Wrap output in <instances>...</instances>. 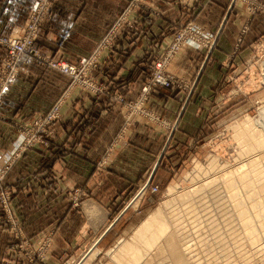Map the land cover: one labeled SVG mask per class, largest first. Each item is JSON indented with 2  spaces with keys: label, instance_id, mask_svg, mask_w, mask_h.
<instances>
[{
  "label": "rangeland",
  "instance_id": "obj_1",
  "mask_svg": "<svg viewBox=\"0 0 264 264\" xmlns=\"http://www.w3.org/2000/svg\"><path fill=\"white\" fill-rule=\"evenodd\" d=\"M39 1L35 0L27 12L21 32L12 36L0 32V105L18 75L19 62L24 56L32 57L37 65L56 70L67 79L48 109L28 122L13 121L17 128L11 141L14 147L0 163V225L8 226L15 241L13 249L23 252L32 264L45 261L58 229L53 223L54 216L60 211L62 215L70 211L78 218L67 225L68 231L63 230L67 234L63 235L69 240V236L74 237L75 245L52 255L60 259V264H178L170 256L167 241L160 240L145 248L143 242L133 239L137 227L150 212L160 210L173 231L168 234L175 238L177 247L180 244L178 249L186 256L184 264H264V143L260 146L258 142L256 146L249 143L248 137L258 134L264 139L262 23L252 31L255 35L248 37L252 33L249 25L253 15L264 16V0H232L233 5H241L246 17L226 42L219 37L220 24L206 30L191 20L161 23L157 39L150 44L151 50L142 53L136 61L133 54L128 55L133 66H127L126 77H137V86L135 82L120 84L116 80L123 77L107 73V68H112L118 58L120 41L138 25L137 18L146 10L144 0H128L115 10L109 27L95 42L92 52L75 61L39 51L36 40L41 27L51 17L54 0H42V5ZM29 45L35 50L33 54L25 52L16 58L20 49H28ZM219 45L222 51L216 47ZM189 51L192 53L188 54ZM83 59L87 60L82 62ZM188 61L192 66L179 71L180 62ZM61 63L75 66L73 74L63 73ZM72 89L80 98L108 96L111 103L119 105L122 119L117 123L115 134L102 135L109 140L107 144L103 142L105 139L91 143L97 150L88 151L87 158L83 157L90 166L80 163L75 167L80 175L75 184L59 179L62 167L49 165L58 151L65 161L72 150L79 152L82 148L80 143L67 144V148L60 141L56 142L62 135L54 134L56 126L68 119L63 118L62 108L70 105L67 102ZM153 95L161 96L163 101L180 97L182 103L191 102L186 112L184 136L178 137L180 142L176 140L174 145L171 136L181 114L174 120L176 117L169 118L170 110L163 112L160 107L159 112L150 102ZM177 106L179 110L181 105ZM244 122L251 124L246 123V126ZM76 123L75 119L69 123L73 135L66 134L63 138L82 141L87 136L76 133ZM141 123L146 125L144 127L164 130L158 151L146 155L148 158L141 167L112 164L113 169L127 173L136 170L137 180L120 183L111 178V181L88 183L91 174L98 179L99 174L104 173L110 160L127 159L128 151L116 147L127 138V130ZM240 123H244L243 129ZM108 124L114 126V121ZM238 126L239 133L244 132L241 135L235 130ZM39 145L42 157L46 158L42 165V212L50 210L42 214V231L32 238L25 234L14 217L10 206L11 191L3 181L17 160ZM242 165V169L238 168ZM86 168L90 171L87 179L82 175ZM90 204L96 206L92 207L100 213L98 217L96 213L94 216L86 213ZM130 242L141 250L142 256L134 260L130 251L128 255L116 256L125 253L123 247ZM183 243L188 246V252L181 250Z\"/></svg>",
  "mask_w": 264,
  "mask_h": 264
},
{
  "label": "crops",
  "instance_id": "obj_2",
  "mask_svg": "<svg viewBox=\"0 0 264 264\" xmlns=\"http://www.w3.org/2000/svg\"><path fill=\"white\" fill-rule=\"evenodd\" d=\"M127 1L54 0L51 17L41 27L36 40L39 51L44 52L47 56L50 54L49 56L60 57L68 61H75L78 57L91 53L95 42L109 27L115 10L120 9ZM34 2L35 0H0V32L11 36L21 32L27 12ZM144 2L146 10H143L137 18L138 25L134 27L131 34L127 33V37L125 36L120 41L119 46H117L118 53L116 56L118 58L113 63L112 68L111 66L107 68V73L112 72L123 77L116 80L120 84L135 82L137 86L139 83L137 77L136 79L126 77L128 73L126 74L125 70L128 65H132L128 55L133 54V60L136 61L142 53L151 50L150 44L157 39L162 27L161 23L169 24L174 21L191 20L206 30H211L212 27L220 24L219 37L226 42L228 37L233 36L232 32L239 29L246 17L244 10L240 7L241 5L239 3L233 5L232 0H144ZM148 8L151 11H148ZM258 23H262L264 26V16L253 15L249 25L250 32L256 29ZM253 33H250L248 37L254 36ZM145 41H147V45ZM216 47L219 51L223 50L221 45ZM215 50L217 51L216 48ZM190 53L192 52L189 51L188 54ZM1 56L2 49L0 48ZM189 66H192L191 61L188 63L180 62L179 67L181 69L179 71L185 70ZM66 79L65 75L56 70L37 65L30 56L21 58L18 75L0 105L2 115L0 117V163L10 155L9 153L14 147L11 145V141L17 132V128L13 121L28 122L48 109L60 95ZM160 97L159 95L151 97L150 102L154 107L157 109L163 107V112L170 110V114H168L170 119L176 117L174 119L176 120L177 116L181 114L177 126L178 130L176 129L171 136L172 145H174L176 140L180 142L178 137L184 136L186 112L191 102L182 103L180 97L163 101ZM69 100L67 103L70 105L62 108L63 118H68L67 121L57 125L54 129L56 136L62 135L59 136V139L57 138L56 142L60 141L62 144H70V146L80 143L82 148L79 149V152L72 150L65 161L61 160L62 152L58 151L55 153L56 158L49 165L62 167L59 179L75 184L80 179L79 169L75 167L79 166L80 163L83 166H90V162L84 160L83 157L87 158L88 151L97 150V147L91 143L105 139L102 141L107 144L109 140L102 135L115 134L118 131L117 123L122 119L119 105L111 103L108 96H82L80 98L78 95L76 96V90L72 89L69 93ZM176 105H181L179 110H176ZM170 106L174 107L171 108ZM158 111L161 112L160 109ZM175 114L177 115L175 116ZM73 119L77 120L76 133L87 134L82 141L72 137H70L71 139L63 138L66 134H72L69 123ZM113 121L114 126L108 124ZM144 126L146 125L141 123L127 130L125 132L127 138L118 142L121 145L117 146L116 149L128 151L127 159L121 161L117 157L110 160L111 162L106 165L109 166L104 170V173L101 172L98 179L96 176L94 179L93 174H91L88 183L92 181V184H95L104 179L111 181V178L120 183L137 180L139 173H136V170L131 174L118 168L113 169L112 164L124 163L141 167L148 158L146 155L158 151L159 141L160 138L163 139L161 135L165 133L164 130L160 127L147 126L148 129ZM68 146L66 147L68 148ZM85 150H87L86 156L84 155ZM42 155L41 145L25 152L13 165L3 181L4 186L11 191L10 206L12 208H10L14 217L23 227L25 234L32 238L42 231V214L50 210H43L42 212V165L44 166L43 163L46 160ZM88 172L90 171L86 168L85 173L82 174L86 179ZM107 207L110 208V204ZM77 218V215L70 211H65L63 215L62 211L55 214L53 223L58 225V229L54 236L52 250L45 261H35L33 264H60V259H54L52 255L61 254L68 250V246L74 244V237L69 236L71 238L69 240L68 236L63 235L67 234L63 230L68 231L66 230L67 225H72ZM57 219L59 221L56 222ZM8 230V226L0 225V264H32L25 254H22L23 252H17L18 250L13 249L15 241ZM77 243L76 245H78Z\"/></svg>",
  "mask_w": 264,
  "mask_h": 264
},
{
  "label": "bare ground",
  "instance_id": "obj_3",
  "mask_svg": "<svg viewBox=\"0 0 264 264\" xmlns=\"http://www.w3.org/2000/svg\"><path fill=\"white\" fill-rule=\"evenodd\" d=\"M263 59V58H262ZM260 62V61H259ZM262 63V62H261ZM259 63H257L256 65H258ZM258 66H261V65H258ZM262 76H263V74H262ZM264 77V76H263ZM79 78V77H78ZM263 79V78H262ZM246 118V117H245ZM246 121H249V120H247L246 119ZM245 123V125L246 126H248L246 123H248L249 125L251 124V122H244ZM244 123L242 124L244 127H245V125H244ZM263 123V122H262ZM258 124H260V123H258ZM239 125V124H238ZM240 125H241V123H240ZM241 125V126H242ZM241 127L240 129H243L244 127ZM260 126V125H259ZM263 127V126H262ZM255 129H257V128H255ZM259 129V128H258ZM235 130H238V133H239V126H238V129L236 128ZM264 130V129H263ZM264 132V131H263ZM237 133V135H241V133H239L238 134ZM244 133V132H243ZM242 133V134H243ZM246 133V132H245ZM255 133H257V131L255 132ZM259 133V132H258ZM249 135H250V133H248ZM248 134H244V135H248ZM234 135L236 136V134L234 133ZM244 135H243V137H244ZM258 134H252L251 136H248V137H250L249 138V140H250V142L249 143H254L255 145L256 144H258V142H259V145L261 146V143H264V139H260L258 136H257ZM264 135V134H263ZM241 137V136H240ZM248 137L246 136V138L248 139ZM245 138V137H244ZM251 138H253L254 140H252L253 142H251ZM260 139V141H258L259 139ZM242 139V138H241ZM258 139V140H257ZM243 141V140H242ZM244 141L245 142H247L246 141V139H244ZM254 141H257V142H254ZM24 143V142H23ZM245 144V143H244ZM23 145V144H22ZM255 145H253L252 146V148L254 149L255 148ZM21 146V145H20ZM249 146V145H248ZM257 146V145H256ZM245 147H246V145H245ZM245 149V148H244ZM247 149V148H246ZM249 150H251L252 151V149H251V147H249ZM250 152V151H249ZM244 167V165H242V166H240V167H238V168H240V169H242ZM251 168V167H250ZM146 184V183H145ZM144 185V184H143ZM142 189H144L143 187H142ZM141 190V189H140ZM141 192H143V191H141ZM234 194V193H233ZM137 195V194H136ZM141 195V194H140ZM137 197V196H136ZM133 199V198H132ZM134 199H135V195H134ZM94 205V204H93ZM92 205V206H93ZM160 205V204H159ZM91 206V204H90V206H87V211L88 212H86V213H89L90 215L92 214L93 215V213H96L97 214V217H98V215L100 214V213H98V212H96V208H93ZM95 206V205H94ZM96 207V206H95ZM157 207V206H156ZM160 208H162V207H160ZM98 209V208H97ZM161 213H162V211H160V210H154V211H152V212H150V214L140 223V225L137 227V229H136V231H135V234H134V237H133V239H134V241H141V242H143V246H145V248H147V247H150V246H153L154 244H156V242H159L160 240H164V241H167V243L170 245V256L172 257V259L176 262V263H178V264H184V257H186L185 255L183 256V254L180 252V250L178 249V247L180 246V244H179V246L177 247L175 244H176V242H175V238H173L172 237V235L171 234H168L169 233V231H171L172 233H173V231L172 230H170V228H169V225H168V222H166L167 220H165L166 218H162V215H161ZM88 214V215H89ZM95 214V215H96ZM91 215V216H92ZM91 216H90V218H91ZM94 216V215H93ZM96 218V217H95ZM94 218V219H95ZM92 219V218H91ZM165 220V221H164ZM168 228H169V230H168ZM176 237V236H175ZM177 238V237H176ZM99 240V239H98ZM97 240V241H98ZM185 241H187V240H185ZM178 242V241H177ZM184 242V241H183ZM98 243V242H97ZM187 243V242H186ZM182 245V244H181ZM183 245H184V247H182V249L181 250H184L185 252H188V251H186L187 249H188V246L186 245V244H184L183 243ZM137 247V246H136ZM135 246H134V243L133 242H130V243H126L125 244V246L123 247V252H125V253H119V254H117L116 256H118V257H121V255H128V253H129V251L131 252L130 253V255L131 256H133L134 258V260H138V258L139 257H141L142 256V254H141V250L137 247L136 248ZM92 248V247H91ZM90 248V249H91ZM89 249V248H88ZM93 251V250H92ZM183 251V252H184ZM95 252H97V251H95ZM94 252V253H95ZM85 253H86V251H85ZM84 253V254H85ZM96 254V253H95ZM188 255V254H187ZM88 257H90V256H88ZM91 257H92V255H91ZM87 258V257H86ZM83 260H84V257H83ZM79 261V260H78ZM85 261V260H84ZM80 262V261H79ZM78 264V263H77ZM133 264V263H132Z\"/></svg>",
  "mask_w": 264,
  "mask_h": 264
},
{
  "label": "built area",
  "instance_id": "obj_4",
  "mask_svg": "<svg viewBox=\"0 0 264 264\" xmlns=\"http://www.w3.org/2000/svg\"><path fill=\"white\" fill-rule=\"evenodd\" d=\"M39 2H40L39 4L42 5V0ZM21 46H23V45H21ZM32 51H35V50L33 49L32 46L30 47V45L28 46V49L21 48L20 51L17 53L18 56L16 58H18L20 55L24 54L25 52H30L31 54H33ZM85 60H87V59H83L82 62ZM15 65H16V63L13 66H15ZM59 66H61V68L63 69V73H65V74H68V73L73 74V71L76 68L75 66H73L71 64H67V63H61Z\"/></svg>",
  "mask_w": 264,
  "mask_h": 264
}]
</instances>
